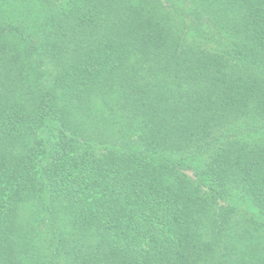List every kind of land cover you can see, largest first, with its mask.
<instances>
[{
	"label": "trees",
	"instance_id": "16d2710c",
	"mask_svg": "<svg viewBox=\"0 0 264 264\" xmlns=\"http://www.w3.org/2000/svg\"><path fill=\"white\" fill-rule=\"evenodd\" d=\"M0 264H264V0H0Z\"/></svg>",
	"mask_w": 264,
	"mask_h": 264
},
{
	"label": "rangeland",
	"instance_id": "374dc122",
	"mask_svg": "<svg viewBox=\"0 0 264 264\" xmlns=\"http://www.w3.org/2000/svg\"><path fill=\"white\" fill-rule=\"evenodd\" d=\"M196 165L195 164H188V167H187V171H189V168H192V167H195ZM191 172V171H190Z\"/></svg>",
	"mask_w": 264,
	"mask_h": 264
}]
</instances>
